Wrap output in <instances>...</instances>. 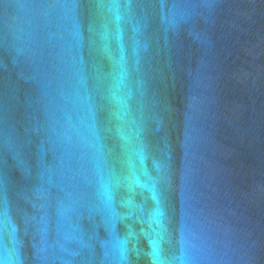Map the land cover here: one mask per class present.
Masks as SVG:
<instances>
[{"label":"water","instance_id":"95a60500","mask_svg":"<svg viewBox=\"0 0 264 264\" xmlns=\"http://www.w3.org/2000/svg\"><path fill=\"white\" fill-rule=\"evenodd\" d=\"M0 264H264V0H0Z\"/></svg>","mask_w":264,"mask_h":264}]
</instances>
